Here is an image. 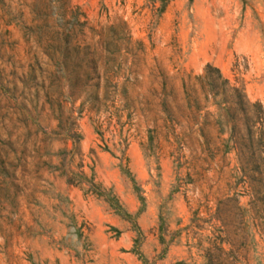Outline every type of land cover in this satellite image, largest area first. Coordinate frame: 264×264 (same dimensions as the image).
<instances>
[{
	"label": "rangeland",
	"instance_id": "374dc122",
	"mask_svg": "<svg viewBox=\"0 0 264 264\" xmlns=\"http://www.w3.org/2000/svg\"><path fill=\"white\" fill-rule=\"evenodd\" d=\"M211 67L264 110V0H0V264H264Z\"/></svg>",
	"mask_w": 264,
	"mask_h": 264
},
{
	"label": "trees",
	"instance_id": "16d2710c",
	"mask_svg": "<svg viewBox=\"0 0 264 264\" xmlns=\"http://www.w3.org/2000/svg\"><path fill=\"white\" fill-rule=\"evenodd\" d=\"M218 97L219 100H216ZM211 98L221 117L220 125L229 131L228 140L233 143L231 148H236L241 126L249 138L256 137L258 144L264 143V110L261 104L250 103L244 92L229 86L228 80L223 79L219 69L215 67H211ZM90 189L88 188L89 191Z\"/></svg>",
	"mask_w": 264,
	"mask_h": 264
}]
</instances>
